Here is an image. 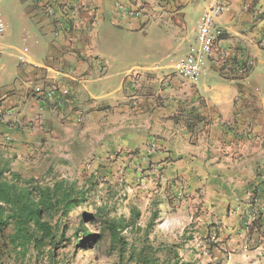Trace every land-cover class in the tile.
Instances as JSON below:
<instances>
[{
    "label": "crops",
    "instance_id": "crops-1",
    "mask_svg": "<svg viewBox=\"0 0 264 264\" xmlns=\"http://www.w3.org/2000/svg\"><path fill=\"white\" fill-rule=\"evenodd\" d=\"M214 4L224 37L194 84L175 62ZM0 13L17 61L0 80L1 164L31 178L90 162L119 196L184 191L223 246L264 263V0H0ZM52 87L71 91L63 111L40 99Z\"/></svg>",
    "mask_w": 264,
    "mask_h": 264
},
{
    "label": "rangeland",
    "instance_id": "rangeland-1",
    "mask_svg": "<svg viewBox=\"0 0 264 264\" xmlns=\"http://www.w3.org/2000/svg\"><path fill=\"white\" fill-rule=\"evenodd\" d=\"M10 24L12 32L19 30L17 21ZM8 33L6 26V33L0 36V43L11 40ZM11 51L0 46V80L4 79L6 84L14 80L11 74L17 64L9 56ZM3 64L6 65L5 69H1ZM18 172L22 178H30L22 171ZM99 173V170L90 167L89 162L84 167H78L72 175H63L59 169L54 173L37 172L32 175V178L43 184L51 183L53 177L68 179L85 192L87 200L69 217L61 218L59 215L55 218L54 223H59L55 245L46 244L41 251L30 248L24 255L20 249L14 251L11 246L5 245V238L0 239V263L141 264L138 259L141 256L151 259L155 264H264L262 260H256L255 256L241 260L240 255L234 252L236 249L223 246L226 237L216 229L214 217L202 210L201 205L192 213L189 206L182 205L185 196L183 200H178L177 196L166 199L153 195L147 199L130 197L128 194L119 196V190L122 189L120 184L110 183ZM158 186V189H162ZM169 189L170 185L165 186L164 190L167 193ZM82 213L95 214L97 219L94 222L82 220ZM113 220L124 221L129 225L121 232L128 243L123 253L106 230L108 222ZM255 220L249 222L255 224ZM79 227L94 238H75L74 232ZM11 232L12 228L6 235ZM62 234L63 240L59 241ZM253 251L254 248L250 250Z\"/></svg>",
    "mask_w": 264,
    "mask_h": 264
},
{
    "label": "trees",
    "instance_id": "trees-1",
    "mask_svg": "<svg viewBox=\"0 0 264 264\" xmlns=\"http://www.w3.org/2000/svg\"><path fill=\"white\" fill-rule=\"evenodd\" d=\"M86 200L85 192L68 179L53 177L51 183L43 184L32 177L22 178L20 172L12 170L10 162L0 163V239L5 238V245L11 246L14 251L20 249L24 255L30 248L41 251L46 244L55 245L59 224L54 223L55 218L59 215L61 218L69 217ZM80 216L82 220L93 222L97 219L91 213H82ZM127 227L129 225L124 221L113 220L108 222L106 229L122 253L128 243L121 232ZM10 228L12 232L6 235ZM74 235L78 239L79 236L94 238L80 227ZM63 236H60L59 241L63 240ZM138 259L141 264H155L149 258L139 256Z\"/></svg>",
    "mask_w": 264,
    "mask_h": 264
},
{
    "label": "built area",
    "instance_id": "built-area-1",
    "mask_svg": "<svg viewBox=\"0 0 264 264\" xmlns=\"http://www.w3.org/2000/svg\"><path fill=\"white\" fill-rule=\"evenodd\" d=\"M224 11L223 5L214 4L203 13L197 23L195 47L175 62L177 74L191 80L194 84H198L205 75L208 61L213 58L219 42L224 37L223 30L217 26V20ZM5 31L6 23L0 13V36ZM70 94L68 87L61 89L52 87L45 90L40 99L57 111H63ZM184 196V191H180L177 199L183 200Z\"/></svg>",
    "mask_w": 264,
    "mask_h": 264
}]
</instances>
